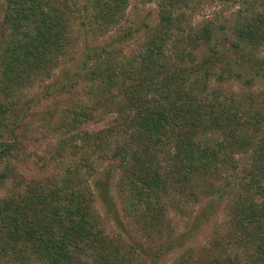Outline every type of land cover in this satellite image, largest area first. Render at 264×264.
Instances as JSON below:
<instances>
[{
	"label": "trees",
	"instance_id": "16d2710c",
	"mask_svg": "<svg viewBox=\"0 0 264 264\" xmlns=\"http://www.w3.org/2000/svg\"><path fill=\"white\" fill-rule=\"evenodd\" d=\"M3 1L2 34L8 33L0 44L2 98L48 72L70 40L67 0ZM129 3L87 0L85 11L105 34L123 19ZM143 3L156 4L158 15L155 27L143 25L144 42L119 60L108 48L135 34L124 32L122 40L89 49L84 62L89 90L111 98L117 114L112 127L81 130L92 115L80 105L63 113L73 129L60 119L28 126L23 118L9 131L0 128V186L10 183L0 198V264H86L84 257L92 264H139L138 249L108 237L93 209L85 177L108 162L120 169L123 213L145 226L159 222L166 203L189 214L208 200L224 202L207 242L183 250L171 264H264V92L224 89L230 53L250 68L252 59L264 61V0ZM213 6L236 9L234 20L220 27L230 42L225 50L213 20L192 24ZM9 110L0 101V115ZM19 150L25 161L54 167L56 178L46 185L17 177L10 166ZM204 206L208 222L215 210Z\"/></svg>",
	"mask_w": 264,
	"mask_h": 264
},
{
	"label": "rangeland",
	"instance_id": "374dc122",
	"mask_svg": "<svg viewBox=\"0 0 264 264\" xmlns=\"http://www.w3.org/2000/svg\"><path fill=\"white\" fill-rule=\"evenodd\" d=\"M59 1L66 3L65 0ZM67 5L70 40L66 49L59 55V59L54 61L53 66L48 67V72L43 71L41 74L31 76L9 97L2 98L0 96V101L6 102L10 109L5 116L0 115V128L5 132L11 130L13 123L18 124V120L22 118L24 120L21 124L25 123L28 126L44 124L47 120L60 119L66 123V129H73L71 127L73 122H69L71 117L68 115L64 117L63 113L69 107L80 105H87L88 108H91L87 112H91L90 119L92 120L84 122L81 126V130L85 132L107 130L113 126L114 120L117 118L111 98L102 97L100 99L98 95L95 96V92L89 90V87H92V81L86 79L87 69L84 64L87 51L107 46L113 40H122L124 32H133V34L135 33L133 37L128 36L130 41L124 39L121 43L108 48L109 51L113 50L116 53L115 56L119 60H121L122 54L130 55L131 51L137 48V44L144 42L143 25L145 23L151 27L157 25L156 4L145 5L143 0H130L123 19L105 34L97 32V19L85 11L87 0H67ZM5 8L4 1L0 0V44L5 38L3 35L8 33L2 34ZM219 10L218 6L204 9L194 16L192 24L197 26L206 20H213L217 28L220 29L218 37L222 50H225L230 42H224L227 33L220 27L224 20H234L236 9L228 8L224 12H222L223 8ZM229 56L227 61L231 62V67L228 68L229 73L225 75L227 76L224 82L225 91L237 95L264 92V68L261 69L264 61L261 63L260 60L252 59L250 68L248 67L250 63L238 60L235 53H230ZM246 56L251 55L246 54ZM259 57L264 60V53ZM7 97L8 99H6ZM2 123L3 125H1ZM37 137L45 140L44 136L38 132ZM43 143L37 142L36 144L41 146L44 145ZM22 154H24L23 151L19 150V154L11 161L10 167L13 166L17 177L35 179L47 185L58 175V172L53 169L54 167L40 168L36 161H25ZM119 179L118 165L109 162L94 177H85L94 195L93 209L102 220V227L106 235L112 239L121 237L123 243L133 245L138 249L141 253L139 264H171L183 250L204 245L212 225L221 221L224 202L208 200L203 203L210 207L211 212L215 210V214L209 217L208 222L204 221L208 208L203 207V203L200 206L191 207L189 214L180 213L170 203H166L163 204L166 207L163 213L158 216L159 222L145 226L144 223L135 219L134 214L126 216L123 213L122 203L119 199ZM9 184L0 186V198L6 196ZM176 238L180 239L176 240ZM82 260L86 264H92V259L88 257H84Z\"/></svg>",
	"mask_w": 264,
	"mask_h": 264
}]
</instances>
